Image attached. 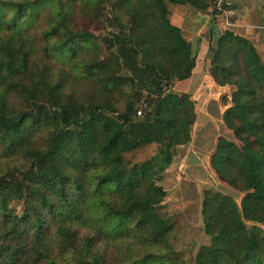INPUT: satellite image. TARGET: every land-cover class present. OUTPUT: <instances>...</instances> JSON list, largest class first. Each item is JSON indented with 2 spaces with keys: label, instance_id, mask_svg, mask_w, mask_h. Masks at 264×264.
I'll use <instances>...</instances> for the list:
<instances>
[{
  "label": "trees",
  "instance_id": "16d2710c",
  "mask_svg": "<svg viewBox=\"0 0 264 264\" xmlns=\"http://www.w3.org/2000/svg\"><path fill=\"white\" fill-rule=\"evenodd\" d=\"M214 1L0 0V264H181L158 180L190 139L194 103L172 87L195 59L169 9ZM75 13L111 29L74 31ZM98 39L107 57L86 60ZM207 58L215 83L234 87L222 115L233 139L218 138L209 163L242 198L203 191L208 243L194 264H264V60L232 32ZM69 64L95 88L90 106L64 98ZM211 77L203 90L218 87Z\"/></svg>",
  "mask_w": 264,
  "mask_h": 264
},
{
  "label": "rangeland",
  "instance_id": "374dc122",
  "mask_svg": "<svg viewBox=\"0 0 264 264\" xmlns=\"http://www.w3.org/2000/svg\"><path fill=\"white\" fill-rule=\"evenodd\" d=\"M71 27L74 31L85 30L97 37H104L111 29L109 26L96 22L91 23L89 20L81 18L78 13L73 14ZM83 53H86V60L107 57L99 39L85 47ZM48 62L53 63V60ZM64 69L67 73V84L63 89L64 98L71 97L73 103L81 108L90 106L98 98L93 85L86 80H80L74 74L72 64L64 66ZM59 70L60 66L55 69V74H58ZM207 76L211 77L208 73L200 74L192 88L185 92L190 95V100L194 103V123L190 127V139L186 144L176 148L172 164L164 170L158 180V184L166 194L162 203V212L169 216L174 224L170 242L175 251L179 253L178 259L181 264H194L198 248L208 243L201 217L203 191L212 189L227 194L238 204L242 198L241 193L230 189L215 176L209 163L217 139L220 137L233 139L232 133L223 123L222 115L231 106L225 107L223 102L226 97L231 99L234 87L220 86L211 77L218 86L215 87L217 91L203 90L198 95L201 82ZM175 84H173L172 91ZM143 95L145 96L146 92ZM115 107L119 112L124 109L123 104L120 103L115 104ZM32 109L29 108L27 111L33 114L34 109ZM149 110L143 108L142 116ZM39 111L38 108L35 113L39 114ZM247 225L251 226L252 224L247 223ZM64 262L72 264V257L65 256Z\"/></svg>",
  "mask_w": 264,
  "mask_h": 264
},
{
  "label": "crops",
  "instance_id": "0c3cea01",
  "mask_svg": "<svg viewBox=\"0 0 264 264\" xmlns=\"http://www.w3.org/2000/svg\"><path fill=\"white\" fill-rule=\"evenodd\" d=\"M229 1L231 6L217 15L212 14L210 7L204 12H197L188 6L170 8V21L181 30L184 39L191 44L195 59V67L190 78L176 83L174 93L185 94L192 88L200 74L207 73L210 39L212 38L214 42V39L221 37L225 32H232L251 41L264 60V0ZM209 88L217 91L215 87ZM203 89L201 82L198 95Z\"/></svg>",
  "mask_w": 264,
  "mask_h": 264
},
{
  "label": "built area",
  "instance_id": "2783aa9c",
  "mask_svg": "<svg viewBox=\"0 0 264 264\" xmlns=\"http://www.w3.org/2000/svg\"><path fill=\"white\" fill-rule=\"evenodd\" d=\"M231 6V2L229 0H215L213 3H211L210 8L211 12L214 15H217L219 13H223ZM143 108L146 109V104L144 102L139 103L136 110V115L142 116Z\"/></svg>",
  "mask_w": 264,
  "mask_h": 264
},
{
  "label": "water",
  "instance_id": "95a60500",
  "mask_svg": "<svg viewBox=\"0 0 264 264\" xmlns=\"http://www.w3.org/2000/svg\"><path fill=\"white\" fill-rule=\"evenodd\" d=\"M37 113H35V115H36Z\"/></svg>",
  "mask_w": 264,
  "mask_h": 264
}]
</instances>
